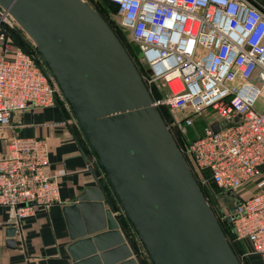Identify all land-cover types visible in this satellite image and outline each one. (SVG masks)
Returning a JSON list of instances; mask_svg holds the SVG:
<instances>
[{"label": "built area", "instance_id": "1", "mask_svg": "<svg viewBox=\"0 0 264 264\" xmlns=\"http://www.w3.org/2000/svg\"><path fill=\"white\" fill-rule=\"evenodd\" d=\"M111 1L147 65L149 81L163 91L154 103L170 108L168 127L183 137L180 150L195 178L220 188L217 201L233 239L246 259L257 255L264 264V107L259 103L264 101V4ZM5 25L17 21L0 5V125L9 126L13 112L60 102L71 110L41 57L17 45ZM205 114L203 132L190 138L188 128ZM50 151L45 137L12 135L0 157V204L9 208L17 235H23V220L37 206L60 200L59 177L49 171ZM90 157V166L101 168L93 151ZM100 174L106 178L102 169Z\"/></svg>", "mask_w": 264, "mask_h": 264}, {"label": "water", "instance_id": "2", "mask_svg": "<svg viewBox=\"0 0 264 264\" xmlns=\"http://www.w3.org/2000/svg\"><path fill=\"white\" fill-rule=\"evenodd\" d=\"M0 5L33 40L122 208L117 213L99 178L66 206L68 215L77 213L68 246L74 264H145L123 216L151 264H241L141 73L100 13L87 0Z\"/></svg>", "mask_w": 264, "mask_h": 264}, {"label": "crops", "instance_id": "3", "mask_svg": "<svg viewBox=\"0 0 264 264\" xmlns=\"http://www.w3.org/2000/svg\"><path fill=\"white\" fill-rule=\"evenodd\" d=\"M260 1L264 4V0ZM79 128L61 103L13 112L10 125H0V157L6 152L12 135L45 137L51 148L49 171L60 180V200L47 207L39 205L33 214L26 216L22 236L15 233L9 208L0 204V264H74L68 246L73 241L71 226L77 213L74 210L68 215L66 206L78 202L83 194L96 187L97 178L103 179L100 170L94 164L90 166L92 149L86 151L87 140ZM111 194L113 204L118 206L112 191ZM97 219V215H93V220ZM130 228L127 226V231L142 260L151 264ZM251 263L263 264L257 255L251 257Z\"/></svg>", "mask_w": 264, "mask_h": 264}, {"label": "trees", "instance_id": "4", "mask_svg": "<svg viewBox=\"0 0 264 264\" xmlns=\"http://www.w3.org/2000/svg\"><path fill=\"white\" fill-rule=\"evenodd\" d=\"M88 2L105 19V21L111 27L113 32L119 38V40L121 41V43L125 47L126 51L128 52V54L132 58L130 50L127 47V45H126V43L124 41V38H123V37H125V33L123 31L121 32L120 30L118 31L117 27L115 25V20L108 16V12H110V11L117 12V10H118L117 4L115 2H113V1H111V0H100V1H98V3H99L98 6H95L90 1H88ZM5 27H6V31H7L8 35L13 39V41L17 45L22 47L26 52H28L30 54H33V55H36V56H39V54L35 50V45L29 39H27L24 36L23 30H22L21 27H19V26L10 27V26H7V25H5ZM135 65H136V63H135ZM136 67L139 70V72L141 73L139 67L137 65H136ZM146 85H147V83H146ZM147 87H148V89H149V91H150V93H151V95L153 97V100L159 98L163 94V91L161 89H159L157 86H153V90L148 85H147ZM61 104L64 105L63 103H61ZM64 107H65V105H64ZM157 107H158L163 119L165 120L166 124L168 125L173 119L172 112H171L170 108L167 107L166 105H159ZM63 112H64V109H63ZM172 134H173V136H174V138H175V140H176V142H177L179 147L185 143L183 137L181 136L180 132L176 128L174 129V132ZM87 147L85 148L86 151L89 148L91 150V147H90L88 142H87ZM185 159H186V157H185ZM186 161H187V159H186ZM97 169L100 170L101 168L97 167ZM200 187H201V189H202V191H203L208 203L210 204L212 210L214 211V214L216 215V217H217V219H218V221L220 223V226L222 227V229H223L224 233L226 234L228 240L231 241V242L230 241L229 242H230L234 252L236 253L237 250L238 249H242V247L237 241L234 240L235 241L234 242V241L231 240V238L233 239V235H234L233 234V230H232V226H231V224H230V222L228 220H226V219H224L222 217V214H221V211H220V207H219V204H218V201H217V194L220 193V188L217 185L213 184V183H211V185H209V186H205V185H201L200 184ZM214 203H215V205H214ZM216 205L218 206V208H216ZM217 209L220 212V215H219V212H217ZM123 218L124 219H123L122 222H123L125 228L127 229V226L131 227L128 219L125 218V217H123ZM144 261L147 262V260H145V259H144ZM247 261H248L249 264H252L251 260H247Z\"/></svg>", "mask_w": 264, "mask_h": 264}, {"label": "rangeland", "instance_id": "5", "mask_svg": "<svg viewBox=\"0 0 264 264\" xmlns=\"http://www.w3.org/2000/svg\"><path fill=\"white\" fill-rule=\"evenodd\" d=\"M88 1H90V2H92V4H94L95 6H98V1H100V0H88ZM108 16L109 17H111L112 19H114L115 20V25H116V27H117V30L119 31H123L124 33H125V37H123L124 38V41H125V43H126V45H127V47L129 48V50H130V53H131V55H132V59H133V61L136 63V65L139 67V69H140V71H141V74H142V76L144 77V80H145V82L147 83V85L153 90V86H156V83H154V82H151V81H149V78H148V68H147V65L146 64H144L142 61H141V58H140V55H139V52H138V47L136 46V44L135 43H133V41L131 40V38L129 37V35H127V33H126V31L123 29V26H122V24H121V18H120V16L117 14V12H113V11H110V12H108ZM17 26H19V24L17 23V25H16V27ZM19 27H21V26H19ZM23 30V29H22ZM23 34H24V36L27 38V39H29L33 44H34V42H33V40L31 39V37L23 30ZM61 103H63V102H61ZM259 103L261 104V106L262 107H264V101L263 100H261V101H259ZM64 104V103H63ZM65 108L67 109V111L69 112V113H71V110H69L66 106H65ZM209 113V112H208ZM72 114V113H71ZM207 115L208 114H205V115H203V116H200V117H197V120H196V124H195V126H193V127H190V128H188V133H189V136H190V138H192V137H194V136H196L197 134H199V133H202L203 132V130H204V126H205V123H206V120L204 119L205 117H207ZM80 129V128H79ZM79 131V130H78ZM80 132V131H79ZM86 147H87V145H86ZM88 148V147H87ZM90 149V148H89ZM102 174V173H101ZM100 174V175H101ZM101 177H103V175H101ZM102 183H104L103 185L105 186V189H106V191L108 192V194L110 195V197L112 198V194H111V191L112 190H110L111 189V187H110V185H109V183H108V181H107V179L106 178H104L103 177V179H102ZM232 193L229 191V195H231ZM220 197V196H219ZM116 198V197H115ZM113 199V198H112ZM222 200V199H221ZM116 205V204H115ZM214 205H215V203H214ZM119 207V208H118ZM216 208H218V206L216 205ZM116 210H117V213H121L122 212V208L120 207V205H116ZM217 212H219L218 211V209H217ZM219 215H220V212H219ZM124 217V216H123ZM122 217V221H123V218ZM231 240L232 241H234V239H232L231 238ZM230 241V240H229ZM231 242V241H230ZM235 242V241H234ZM244 248H248V245H246V246H244ZM236 254H237V256H238V258H239V260H240V262H241V264H249L248 263V259H246V257L245 256H243V250L242 249H238L237 250V252H236ZM252 257V256H251ZM251 260V259H250Z\"/></svg>", "mask_w": 264, "mask_h": 264}]
</instances>
